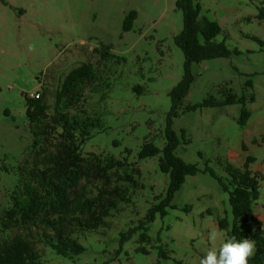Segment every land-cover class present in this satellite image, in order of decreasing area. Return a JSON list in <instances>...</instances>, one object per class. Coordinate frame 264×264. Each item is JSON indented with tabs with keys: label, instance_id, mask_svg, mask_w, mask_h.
Instances as JSON below:
<instances>
[{
	"label": "rangeland",
	"instance_id": "1",
	"mask_svg": "<svg viewBox=\"0 0 264 264\" xmlns=\"http://www.w3.org/2000/svg\"><path fill=\"white\" fill-rule=\"evenodd\" d=\"M6 1L9 6L0 2V221L12 207L16 186H24L25 176L33 184L35 159L55 152L59 141L54 133L33 146L26 105L38 92L49 105V115L96 123L81 148L85 158L105 154L137 163L143 188L131 189V202L112 212L108 227L81 238L85 251L73 259L43 243L35 226H16L4 239L21 234L32 240L40 264H198L213 246L209 231L219 229L225 242L233 233L230 195L217 178L228 184L229 166L244 170L248 158V169L261 186L254 211L264 232V0H196L201 17L222 28L216 41L233 52L191 65L195 80L173 121L180 139L177 156L200 171L186 178L167 216L158 215L147 232L138 230L122 247V235L145 219L169 187V175L159 168L160 156L140 160L139 153L145 142L164 148L170 93L185 74L186 59L176 45L184 27L177 0ZM131 11L138 16L133 30L125 32ZM82 64L94 69V77L81 85L82 96L73 105L67 98L58 101L65 78ZM230 91L255 100L245 106L190 108L209 98L223 100ZM244 108L251 117L242 126ZM86 186L95 196L100 183ZM223 219L229 223L226 229L219 227Z\"/></svg>",
	"mask_w": 264,
	"mask_h": 264
},
{
	"label": "trees",
	"instance_id": "2",
	"mask_svg": "<svg viewBox=\"0 0 264 264\" xmlns=\"http://www.w3.org/2000/svg\"><path fill=\"white\" fill-rule=\"evenodd\" d=\"M9 6L6 0H0ZM176 8L183 13L184 27L176 38V45L182 50L186 63L185 74L181 82L171 91L172 108L167 118L166 143L160 149L153 141L145 142L139 153L140 160L159 158V168L170 177L166 197L153 205L145 219L135 228L124 233L121 247L131 239L138 230L147 232L148 226L155 222L157 216H167L168 208H174L172 201L180 191L188 176L197 175L200 171L196 164H189L176 154L180 145L178 134L173 130V121L179 117L178 109L187 97L195 77L190 71L193 63H200L216 58H228L231 52L225 42H217V36L222 28L216 21L201 17V8L196 0H177ZM261 10V17L264 16ZM137 12L131 11L125 18L124 31L133 30ZM264 46V44H262ZM238 54L237 51L234 52ZM94 77V69L90 64H82L71 71L65 78L58 101L69 99L73 105L82 96L81 85ZM39 93V92H38ZM254 96H245L228 92L223 100L206 99L202 104L191 109L203 107H222L226 105L254 102ZM26 116L34 136V147L40 140L48 141L52 135L59 134L55 152L43 159L36 158L32 172L33 184L26 182L24 186H16L17 191L12 196V207L4 211L0 221V264H40L41 255L36 250L32 240L21 234L10 240L4 235L14 227H37L41 241L56 254L73 259L85 251L81 238L89 232L108 227V219L119 205L131 202V189L143 188L139 182L142 172L137 163H130L127 158L118 159L110 155H92L87 159L82 154V146L90 139V128L96 123L79 122L68 114L49 115V105L44 96L38 99L27 98ZM251 117L250 111L243 109L239 122L247 124ZM184 133V132H183ZM184 135V134H183ZM79 136V137H78ZM44 149H41V153ZM251 158L245 164V169H235L229 166L231 176L227 184L217 178L220 185L230 195V205L235 218L232 236L237 240L251 239L255 244L254 255L249 264H264V232L261 221L254 211V205L262 192L258 178L248 169ZM42 167V169H40ZM207 168L205 172H208ZM214 177V172H210ZM100 183L94 196L86 183ZM85 182V183H83ZM83 183V184H82ZM241 220V226L237 223ZM227 219L220 220L219 227L226 229ZM147 234H142V240H147ZM122 250V249H121ZM160 253L164 258L166 254ZM159 264V263H158ZM182 264V263H178Z\"/></svg>",
	"mask_w": 264,
	"mask_h": 264
},
{
	"label": "clouds",
	"instance_id": "3",
	"mask_svg": "<svg viewBox=\"0 0 264 264\" xmlns=\"http://www.w3.org/2000/svg\"><path fill=\"white\" fill-rule=\"evenodd\" d=\"M208 240L213 246L199 259L198 264H249L255 252V244L251 239L237 240L232 236L225 242L219 229L209 231ZM218 240L221 242L217 247Z\"/></svg>",
	"mask_w": 264,
	"mask_h": 264
},
{
	"label": "built area",
	"instance_id": "4",
	"mask_svg": "<svg viewBox=\"0 0 264 264\" xmlns=\"http://www.w3.org/2000/svg\"><path fill=\"white\" fill-rule=\"evenodd\" d=\"M30 98L31 99H38V98H40V93L31 94Z\"/></svg>",
	"mask_w": 264,
	"mask_h": 264
},
{
	"label": "crops",
	"instance_id": "5",
	"mask_svg": "<svg viewBox=\"0 0 264 264\" xmlns=\"http://www.w3.org/2000/svg\"><path fill=\"white\" fill-rule=\"evenodd\" d=\"M257 216H258V215H257ZM258 218L261 219L260 216H258Z\"/></svg>",
	"mask_w": 264,
	"mask_h": 264
}]
</instances>
